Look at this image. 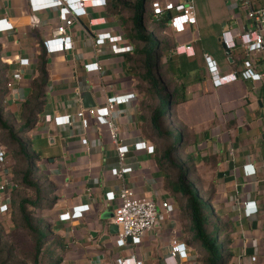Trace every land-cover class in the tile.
I'll list each match as a JSON object with an SVG mask.
<instances>
[{"label": "crops", "instance_id": "1", "mask_svg": "<svg viewBox=\"0 0 264 264\" xmlns=\"http://www.w3.org/2000/svg\"><path fill=\"white\" fill-rule=\"evenodd\" d=\"M144 1L142 16L152 49L155 89L144 66L147 42L136 35L133 1L107 0L105 6L89 8L68 30L73 48L48 53L43 41L52 37L61 24L59 9L33 11L30 0H0V19H7L13 26L0 32V78L11 83L7 86V102L13 112L21 113L25 100L33 97L34 83L41 77V57L46 60L47 84L35 115V127L21 138L28 144V151L21 154L14 146L7 154L11 181L18 172L17 158L30 157L35 169L31 178L47 188V197H52L40 207L44 210L45 202L52 203L47 214L51 233L42 253L57 257L53 264H117L118 259L169 264L171 240L178 238L190 251L188 259L176 258L178 264H195L199 256L201 260L209 258L197 246L187 243L191 222L185 213V203L181 205L174 188L181 170H191L188 176L191 179L196 168H201L196 184H200L203 195H212V219L219 232L217 245L222 264H264V84L239 78L215 87L205 61V54L210 55L222 74L243 68L248 56L237 34L250 27L248 7L219 0L230 15L225 10L205 15L196 11L197 23L185 32L176 33L167 24V18L155 20L152 0ZM250 2L256 8L264 7V0ZM229 29L236 35L237 46L231 49L233 62L201 44L202 37L208 34L223 46L222 32ZM108 32L112 36L122 35L119 44L132 45L133 50L114 54L111 41L97 45L96 35ZM183 45H191L190 54L180 51ZM94 62H99L102 69L87 71L86 64ZM263 68L261 57L257 69ZM83 90L92 91L97 107L106 105L110 97L135 93L129 102L116 104L111 113L118 127L119 145L129 147L124 165L132 170L122 177L111 172L119 166L120 158L109 127L83 107L80 97ZM181 97L184 99L177 102ZM160 109L168 137H162L154 127L153 118ZM82 110L88 127L83 126L78 115ZM46 115H70L71 123L59 126L47 122ZM178 136L180 148L174 152V165L168 166L165 153ZM85 138L87 145L82 142ZM138 142L154 145V153L136 149ZM246 163L254 165L255 175H244L242 167ZM27 166L25 161L24 170ZM205 176L211 181L204 180ZM14 187L12 182L9 191ZM123 187L158 203L168 200L171 210L160 211L142 243L121 247L116 235L109 231L118 203L109 201L106 193H118ZM27 188V194L34 199L36 191ZM19 200V197L18 201L12 200L10 211L0 214H10L13 201ZM245 201H255L258 212L246 216ZM84 204L90 207L83 217L59 219L60 214ZM50 240L54 245H48Z\"/></svg>", "mask_w": 264, "mask_h": 264}, {"label": "built area", "instance_id": "2", "mask_svg": "<svg viewBox=\"0 0 264 264\" xmlns=\"http://www.w3.org/2000/svg\"><path fill=\"white\" fill-rule=\"evenodd\" d=\"M232 3H242L248 7L247 17L250 21V27H246L245 31L238 33L237 36L242 39V46L248 56L243 61V68L240 71L222 74L219 66L210 55L205 54L208 71L211 75L212 83L215 87L231 83L239 78L254 83L264 84V68L257 69L259 60L264 57V7H254L250 0H229ZM33 11H40L50 8L59 9L60 15L63 17L52 37L45 39L43 45L48 53H56L60 51H68L73 48V41L68 34L69 28L75 23L78 17L86 15L91 7H100L107 5V0H30ZM151 11L156 21H162L167 18V24L176 33L185 32L190 26L197 23V15L194 0H153L151 2ZM13 29L7 19H0V32ZM236 35L233 30H225L221 35V42L227 48H235ZM122 35H111L108 33H98L95 37L97 45H103L107 41H111V50L114 54L130 52L133 46L129 44L120 45ZM186 52L191 49V45H183ZM87 71H99L102 66L99 62L86 64ZM20 77V74L18 75ZM11 86V83L9 84ZM135 97V93L127 95H119L110 97L107 104L102 107L89 109L95 114L99 123L107 124L109 127L111 139L117 146L119 154V166L111 169L114 176L122 177L125 173L132 170V167L125 166L124 160L129 147L119 145V133L116 123L111 119V113L116 104L129 102ZM82 117L84 127L89 126L88 119L84 117L85 110L78 113ZM47 122H54L56 125L62 126L71 123V116H52L46 115ZM83 144H88V139L82 140ZM136 149H146L150 153H154V145H145V142L135 144ZM7 152L0 145V213H7L11 209L10 196L8 195L9 187L12 181L9 179L6 168ZM244 175L249 177L257 173L254 165L246 163L243 165ZM109 201H117L113 222L118 224L119 232L116 234V242L119 246H126L128 243L138 245L142 243L145 234L150 231L159 217L160 211L165 210L167 213L171 210V203L163 200L158 203L156 200L147 197H140L136 191L130 187H123L118 193L110 191L106 193ZM89 205H76L70 211L60 214V220H69L81 218L85 212L89 210ZM244 212L246 216H251L258 212V206L255 201L244 202ZM131 237V241L128 238ZM169 264H178L176 258L186 260L190 257L189 247L184 242H180L178 238L171 240V254ZM256 260V257H252ZM132 259H118L117 264H143L142 261L131 263Z\"/></svg>", "mask_w": 264, "mask_h": 264}, {"label": "trees", "instance_id": "3", "mask_svg": "<svg viewBox=\"0 0 264 264\" xmlns=\"http://www.w3.org/2000/svg\"><path fill=\"white\" fill-rule=\"evenodd\" d=\"M153 1V0H152ZM151 1V2H152ZM145 1L144 0H138L137 3L134 5V8L136 9V14L134 17V25L136 29V35L139 40H142L144 42H147L145 47V70L148 77V81L155 89V83L156 79L153 78V68H154V61H153V55H152V49L150 47V40L149 37L145 36L146 34V24L142 16V9L144 8ZM124 6H129L127 3H124ZM130 7V6H129ZM164 26V24H161ZM42 58V64L40 68L41 77L39 81H35L34 83V95L31 98H28L25 100V102L22 105V111L20 115L22 116L23 122L20 128L22 130L20 131V134H25L26 132H29L34 129L35 127V121L36 117L35 115L38 114V111L40 110V106L43 101V97L45 94V86L47 84V70L45 68L46 60L44 57ZM9 81L7 79L1 80L0 78V85H2L3 90L0 92V128H3L5 130H8L10 136H14V132L12 128L9 126L7 121H5L4 112L6 110V107L8 106L7 102V95H8V88L9 87ZM184 98H178L177 102H180ZM154 127L155 129L159 130V133L162 137H168L169 133L168 131H164L163 129V113L161 109L159 110V113L155 114L154 118ZM16 136V135H15ZM21 136L14 137L11 141L8 149L13 148L14 146L17 147L21 154H25L28 151V144L21 140ZM175 139L177 141L180 139V141L177 143V147L181 144V138L178 136ZM5 145V146H7ZM7 154L8 150L4 145H2ZM8 147V146H7ZM179 148H173V146L165 153V162L168 166L174 165L173 162V156L175 150H178ZM22 161H27V169L24 170L23 178L21 180H18V184L26 187H31L36 191V197L34 199L31 198H20L19 202L16 203L17 207L19 208V212L22 213L24 218H27V211L29 213V208L37 207L40 208L43 205L44 198H43V191L41 190L39 181L36 179H32L31 176L34 174V168L31 165V158H20ZM24 161V162H25ZM188 172L181 170L179 178L177 183L175 184V192L179 196V202L182 206L185 203V213L190 220V229L189 234L190 237L187 241V243L190 246H197V248L208 254L209 258H206L209 262L208 264H219L218 262H215V253L218 250L219 246L217 245L218 239H219V232L217 228L215 227L213 223V206H212V195L204 197L200 187L195 183V181H190L188 178ZM49 192V191H47ZM10 201L12 203V198H10ZM31 227L30 225H28ZM48 234H44L43 237L47 238ZM46 243V239L42 241L41 248L38 247V251L40 252V249L43 248V246ZM47 264H53L51 262Z\"/></svg>", "mask_w": 264, "mask_h": 264}, {"label": "rangeland", "instance_id": "4", "mask_svg": "<svg viewBox=\"0 0 264 264\" xmlns=\"http://www.w3.org/2000/svg\"><path fill=\"white\" fill-rule=\"evenodd\" d=\"M136 3L137 0H130ZM130 2V3H133ZM196 11L199 14H207L211 13L213 11H222L225 13L227 11L226 15H230V12L228 11V8L226 6L224 7L223 4L219 0H197L195 3ZM148 9V7H147ZM225 10V11H224ZM198 30V28H197ZM163 35V34H162ZM201 44L204 49L213 52L214 49L217 51V53L221 57H225L224 49L219 42H217V39H213L211 35H205L201 39ZM213 50V51H212ZM179 51V49H178ZM180 51H183L184 54H190L191 50L186 52V49H180ZM3 86L0 85V92L3 90ZM5 121L9 124V126L12 128L14 132V136H10L8 130H5L3 128H0V145H7L10 144L12 139L14 137L21 136L20 138H23V135L20 134L22 128V116L20 113L13 112L9 106L6 107V110L4 112ZM16 135V136H15ZM180 141V139L177 141V139H173V148H179L176 146L177 143ZM7 142V144H6ZM179 144V143H178ZM8 146V147H7ZM5 146L8 150L10 145ZM181 153L178 152L177 155ZM17 166H18V172L11 178L12 182L15 184V187L8 192V195L12 200H17L18 197L20 198H30L28 193V188L26 186H22L18 184V180H21L23 178L24 174V161H20L19 158H17ZM6 168L8 167V158L6 160ZM193 168V167H192ZM201 168L195 170V173L190 181H195V183H198L197 174L199 175L201 173ZM191 170H187L188 176L190 174ZM209 176L207 173L205 174ZM207 176L203 177L204 180H210L207 178ZM199 180L201 182V178L199 176ZM41 190L43 191V198L45 200H52V197H47L48 190L47 188L40 186ZM198 187H200V184H198ZM16 196V197H15ZM206 197L207 195H203ZM45 209L42 208H29V213L27 211V218H24L22 213L19 212V208L17 207V204L13 201L12 211L10 214H0V264H47L49 262H53L57 260V257L49 256L48 253L43 254V249H40V252L38 251V247L41 248V243L46 239V237H43L44 234L51 233V229L48 227L47 218L49 215H47L52 206L51 202H45ZM43 206V205H42ZM42 210V211H41ZM30 225L31 227H29ZM48 245L52 246L54 245V241L50 240ZM50 250V248H49ZM216 251L215 253V262H218L219 264H222L221 258L219 256V251ZM54 252V250L52 251ZM199 256L197 258V262L195 264H208L206 258H200ZM57 264V263H55Z\"/></svg>", "mask_w": 264, "mask_h": 264}, {"label": "water", "instance_id": "5", "mask_svg": "<svg viewBox=\"0 0 264 264\" xmlns=\"http://www.w3.org/2000/svg\"><path fill=\"white\" fill-rule=\"evenodd\" d=\"M223 48H224L225 55L228 57L230 62H233L232 50L230 48L225 47V45H223ZM80 97H81L82 105L84 108L93 109L97 107V101L95 100L94 95L91 90H83L80 93ZM109 231L111 234L116 235L119 232L118 224L114 222L110 223ZM128 240L131 241V237H129Z\"/></svg>", "mask_w": 264, "mask_h": 264}]
</instances>
